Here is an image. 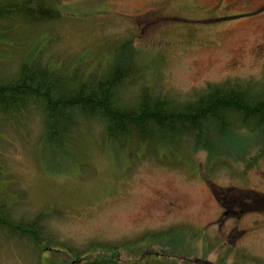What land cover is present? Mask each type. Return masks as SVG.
I'll list each match as a JSON object with an SVG mask.
<instances>
[{"label": "rangeland", "instance_id": "rangeland-1", "mask_svg": "<svg viewBox=\"0 0 264 264\" xmlns=\"http://www.w3.org/2000/svg\"><path fill=\"white\" fill-rule=\"evenodd\" d=\"M42 2L60 17L16 27L22 32L6 37L0 45V83L18 75L31 54L32 64L52 66L66 77L76 71L81 78L100 75L126 41L140 58L126 102L138 101L131 99L141 87L186 103L209 84L264 83V0ZM41 128L35 114L22 129L0 121V195L5 193L18 218L33 221L49 214L43 235L58 244L38 254L0 231V264H65L70 249L82 259L75 264H90L118 246L122 264L133 263L137 255L140 261L145 253L143 264H230L244 256L264 261V211L251 212L244 204L223 208L211 192L212 182L246 202L254 197L249 190L264 194V158L248 171L244 161L233 158L230 169L223 166L207 177L205 152L187 144L138 145L144 148L131 151L111 147L102 127L92 124L73 158L55 163L41 155ZM240 133L229 139L244 142L248 131ZM177 227L192 233L160 239L159 245L144 241L131 254L123 249L147 233Z\"/></svg>", "mask_w": 264, "mask_h": 264}, {"label": "trees", "instance_id": "trees-1", "mask_svg": "<svg viewBox=\"0 0 264 264\" xmlns=\"http://www.w3.org/2000/svg\"><path fill=\"white\" fill-rule=\"evenodd\" d=\"M59 17L60 13L42 0H25L18 4L0 2V45L13 31L22 32H18L16 27L32 28ZM32 60L31 54L18 75L0 83V121H13L18 129H22L34 114L37 115L42 123L38 143L46 161L56 163L62 158L65 159L62 162L72 159L76 148L80 147L77 143L84 139L85 130L94 123L100 124L103 138L111 147L131 151L144 148L135 147L138 145L184 147L187 144L196 153L205 152L207 177L223 166L230 169L228 162L233 158L245 162V171L256 167L264 158V83L256 85L227 80L222 84H209L196 94L192 102L186 103L141 87L131 99L138 101L126 102L125 98L130 96L139 73L137 62L140 58L132 41L120 44L103 74L86 78H81L77 71L66 77L54 67H44L39 62L32 64ZM245 130L248 134L244 142L229 139L230 136L239 137L240 131ZM215 145L221 148L216 149ZM232 147H235L234 157ZM152 151L156 152L153 147ZM211 184L214 187L211 192L223 208L233 209L236 204H244L251 212L264 211L263 193L249 190L254 197L246 202L244 197H229L226 189ZM4 194L0 195L1 232L32 245L38 254L50 251L58 244L51 236L43 235V224L49 214L42 213L33 221L18 218L12 212L13 207H9L12 205H7ZM241 210L243 212L245 208ZM191 229L177 227L147 233L136 241L134 247H140L144 241H154L159 245L160 239L191 234ZM123 249L128 254L135 251L130 245ZM120 251L119 246L107 248L98 254L100 259L93 260L91 264H120ZM69 252L74 257L67 255L70 261L65 264L81 261L78 252L74 249ZM185 264L229 263L225 260L217 263L197 260ZM230 264H264V261L244 256Z\"/></svg>", "mask_w": 264, "mask_h": 264}, {"label": "flooded vegetation", "instance_id": "flooded-vegetation-1", "mask_svg": "<svg viewBox=\"0 0 264 264\" xmlns=\"http://www.w3.org/2000/svg\"><path fill=\"white\" fill-rule=\"evenodd\" d=\"M134 254H135V253H134ZM143 256H144V255H141V257H143ZM147 256H148V255H147ZM139 258H140V256H138V255H137V259H136L137 261H136V260H134V261L136 262V264H137V262H138ZM144 258H145V257L141 258V261H143V259H144ZM111 261H112V260H111ZM146 264H148V263H146Z\"/></svg>", "mask_w": 264, "mask_h": 264}, {"label": "bare ground", "instance_id": "bare-ground-1", "mask_svg": "<svg viewBox=\"0 0 264 264\" xmlns=\"http://www.w3.org/2000/svg\"><path fill=\"white\" fill-rule=\"evenodd\" d=\"M49 22H42V24H48ZM71 124H73V121H72V123ZM94 124H99V123H94ZM100 125V124H99Z\"/></svg>", "mask_w": 264, "mask_h": 264}]
</instances>
